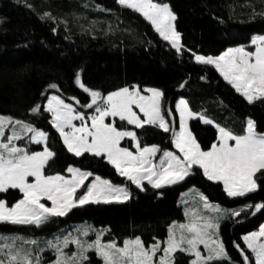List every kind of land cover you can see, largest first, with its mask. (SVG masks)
<instances>
[{
  "label": "snow or ice",
  "instance_id": "snow-or-ice-1",
  "mask_svg": "<svg viewBox=\"0 0 264 264\" xmlns=\"http://www.w3.org/2000/svg\"><path fill=\"white\" fill-rule=\"evenodd\" d=\"M116 3L150 22L178 55L186 51L195 63L214 68L249 104L264 103V34L252 35L250 43L254 50L238 45L218 55L203 54L182 42V33L175 24L177 13L169 3L158 0H116ZM25 4L30 9L34 7L27 0ZM96 8L112 11L102 9L99 4ZM256 15L264 16V11L257 13L253 8L252 18ZM40 19L57 17L46 11ZM64 23L67 26V20ZM74 82L90 97V102L83 105L89 112L81 111L57 94L60 86L56 82L47 85V89L54 91L41 93L43 100L29 109L32 114H47L67 153L77 158L87 154L106 161L119 177L140 191H147V186L161 190L198 173L208 181L222 184L229 198L246 199L248 194L264 190V131L258 130L257 121L251 117L246 120L243 134H236L205 111H194L183 96L176 99L174 109L166 108L165 93L158 87L141 89L138 84L125 85L103 94L87 86L79 71ZM185 86V83L179 85ZM70 99L80 104L77 97ZM116 118L126 124H118ZM192 119L215 127V139L209 147H202L190 128ZM128 126L145 133L149 131L146 126L160 129L170 134L172 147L162 148L157 143L142 145L138 132ZM125 138H130L131 147L122 146ZM32 144L43 148L31 150ZM57 155L50 144L49 131L32 122L0 114V193L12 189L21 194L11 204L0 199V223L43 228L76 208L124 202L133 196L128 183H115L72 163L66 169L47 174ZM157 194L162 196L163 192ZM196 194L202 208L186 206L185 220L167 224V236L163 240L153 237L154 242L146 245L141 235H134L124 237L120 244L116 239L105 240L103 229L87 224L72 231L57 226L52 238L43 240L19 233H0V240L4 241L0 243V264H45L42 253L46 250L54 255L47 264H86L93 251L103 264H178V253L191 257L189 264H223L224 261L236 264L221 238V222L249 212L252 215L264 212V202L226 207L212 203L203 192L197 190ZM90 233H94V239L89 238ZM241 239L246 249L237 242L234 244L243 256V264H250L246 250H250L255 264H264V223L259 224L258 230L243 234ZM70 246L74 250L69 251Z\"/></svg>",
  "mask_w": 264,
  "mask_h": 264
},
{
  "label": "trees",
  "instance_id": "trees-1",
  "mask_svg": "<svg viewBox=\"0 0 264 264\" xmlns=\"http://www.w3.org/2000/svg\"><path fill=\"white\" fill-rule=\"evenodd\" d=\"M158 2L169 3L177 13L175 24L182 33V42L203 54L218 55L228 47L247 45L254 34H264V16L252 18L253 8L257 13L264 11V0ZM27 3L32 4L33 9L26 7L25 0H0V114L32 122L49 131L50 144L58 155L47 174L66 169L67 164L72 163L115 183H127L106 161L87 154L77 158L67 153L58 133L48 122L47 114L29 112L43 100L41 93L50 91L47 85L52 82L60 86L57 94L81 111H88L83 105L90 102V97L74 82L77 71L87 86L103 94L125 85L138 84L141 89L158 87L165 93L166 108L174 109L176 99L183 96L194 111H205L236 134H243L249 117L257 121L259 131H264V103L249 104L214 68L195 63L186 51L178 55L139 13L122 8L116 0H27ZM85 4L88 7H84ZM97 4L112 11L98 10ZM46 11L57 19H40ZM53 28L57 30L53 32ZM202 75L206 79L201 80ZM181 83L186 86L180 88ZM73 96L80 104L70 99ZM116 122L126 124L119 119ZM189 125L202 147H209L215 139V127L199 119L190 120ZM128 127L138 132L142 145L157 143L162 148L172 147L170 134L160 129L146 126L149 131L145 133L134 126ZM122 146L131 147L130 140L123 141ZM29 147L31 150L42 148L34 144ZM129 186L133 196L128 201L76 208L43 228L0 223V233L46 236L56 232L57 226L62 229L73 223L90 222L97 228L107 229L105 239H116L122 244L126 236L141 235L147 245L154 242L153 237L163 239L167 224L172 220H183L178 199L190 187L226 207L264 202V190L248 194L246 199L229 198L221 184L208 181L202 173L161 190L147 186V191H140ZM10 193L13 196L6 198ZM20 195L17 190L10 189L0 193V199L11 204ZM263 220L264 212L255 215L249 212L221 222V238L236 264H243V256L234 242L246 249L242 235L256 230ZM246 253L250 264H254L251 252L246 250ZM90 256L96 259L94 253ZM189 260L187 254H177L178 264H189ZM100 262L98 259L97 263Z\"/></svg>",
  "mask_w": 264,
  "mask_h": 264
},
{
  "label": "rangeland",
  "instance_id": "rangeland-1",
  "mask_svg": "<svg viewBox=\"0 0 264 264\" xmlns=\"http://www.w3.org/2000/svg\"><path fill=\"white\" fill-rule=\"evenodd\" d=\"M149 24H150V22H149ZM151 25V24H150ZM154 30V29H153ZM155 31V30H154ZM159 35V34H158ZM257 35H260V34H257ZM250 41H251V39H250ZM236 47V46H235ZM245 47L246 48H248L249 50H254L253 48H252V46H251V43L249 42L247 45H245ZM223 79V78H222ZM143 89V88H142ZM51 91H54V90H50L49 92H51ZM175 107V106H174ZM94 110V109H93ZM85 112H89V110L88 111H85ZM5 115V114H4ZM116 119H119V118H116ZM193 120V119H192ZM177 121H178V116H177ZM108 122H111V118H108ZM202 122V121H201ZM76 123H79V121H76ZM130 140V138H125V140ZM124 140V141H125ZM19 143V142H18ZM132 146V145H131ZM41 147L43 148V145H41ZM42 148L41 149H39V150H42ZM89 179H91V178H89ZM125 180V179H124ZM127 182V181H126ZM127 183H129L130 184V182H127ZM146 183V182H145ZM222 185V184H221ZM132 186H134V185H132ZM149 187H151V186H149ZM167 187V186H166ZM223 187V186H222ZM197 190L199 191V192H202V191H200L199 189H197V188H195V187H190L189 189H187V190H185V191H183L181 194H180V196H179V199H178V204L181 206V208H182V212H183V220L182 221H180V222H183L184 220H185V216H184V211H185V207L186 206H188V207H193V208H197V207H199V208H202V201H200V199H199V196L196 194L197 193ZM18 191V190H17ZM226 194V193H225ZM13 196V193H10L6 198H10V197H12ZM209 199V198H208ZM209 201H211L212 203H218V202H216V201H212V200H210L209 199ZM125 202V201H124ZM186 202H187V205H186ZM50 203V202H49ZM112 203H118V202H112ZM218 204H220V203H218ZM221 205V204H220ZM223 206V205H222ZM258 213V212H257ZM256 213V214H257ZM262 223H264V220L262 221ZM91 225L92 227H94V228H97V227H95L93 224H91L90 222H81V223H73V224H71V225H69V226H67V227H65V228H62V229H66V230H68V231H72V230H74L75 228H82V227H84L85 225ZM258 228H259V226H258ZM258 228L256 229V230H258ZM97 229H103L104 230V233H105V235H104V239H105V236H106V234H107V229L106 228H97ZM254 231V230H253ZM26 237H29V238H34V239H40V240H43V239H50V238H52V234L51 235H46V236H28V235H25ZM166 236H167V233H166ZM166 236L164 237V238H166ZM89 238L90 239H94L95 237H94V233H90V235H89ZM163 238V239H164ZM163 239H161V240H163ZM105 240H107V239H105ZM4 241H2V240H0V243H3ZM153 243V242H152ZM25 247H34V246H30V245H25ZM40 247H43V243H41L40 244ZM245 247H246V245H245ZM201 248L203 249V246H201ZM71 250H74V246H70V248H69V251H71ZM250 251V250H249ZM90 253H94V251L93 252H90ZM95 254V253H94ZM42 255L45 257V264H47V261L48 260H50V259H54V255L49 251V250H46L44 253H42ZM90 255V254H89ZM95 257H96V255H95ZM253 257V256H252ZM191 258V257H190ZM100 260L101 262L99 263V264H103V262H102V260L100 259V258H98V257H96V259H92L91 258V256H90V260L88 261V262H86V264H98L97 263V260ZM253 259H254V257H253ZM254 264H255V259H254Z\"/></svg>",
  "mask_w": 264,
  "mask_h": 264
}]
</instances>
